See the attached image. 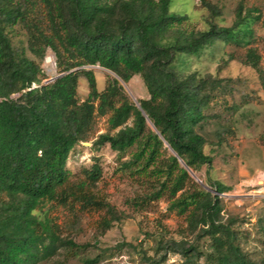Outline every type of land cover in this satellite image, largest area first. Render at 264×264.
Segmentation results:
<instances>
[{"label":"trees","instance_id":"trees-1","mask_svg":"<svg viewBox=\"0 0 264 264\" xmlns=\"http://www.w3.org/2000/svg\"><path fill=\"white\" fill-rule=\"evenodd\" d=\"M172 1L0 0V264H38L57 252L60 237L34 213L45 201L110 209L93 188L102 167L96 163L85 170L84 179H76L67 166L96 115L109 112L113 128L130 118L133 123L101 135L98 142L120 153L136 147L127 166L136 164L159 179L147 202L168 194L181 213L194 204L201 208L204 235L216 252L213 264H258L219 220L220 195L228 187L216 182V194L186 190L192 177L180 159L192 170L213 162L198 127L209 117L214 94L205 90L206 78L176 67L181 56L198 55L220 40L239 42L249 21L239 12L230 27L210 22L206 30L186 32L180 28L186 17L171 10ZM205 3L215 13L216 7ZM17 25L27 28L29 48L37 57L43 58L48 48L56 53L62 73L53 82L33 87L45 70L14 47L7 28ZM248 58L257 66L255 49ZM95 65L125 82L142 75L150 98L140 99L139 108L117 78L99 91L95 71L83 68ZM81 76L89 85L84 101L78 92ZM166 142L177 155L164 159Z\"/></svg>","mask_w":264,"mask_h":264},{"label":"rangeland","instance_id":"rangeland-1","mask_svg":"<svg viewBox=\"0 0 264 264\" xmlns=\"http://www.w3.org/2000/svg\"><path fill=\"white\" fill-rule=\"evenodd\" d=\"M173 0L171 10L186 19L180 28L186 32L209 28L210 22L232 26L239 12L248 18L249 29L239 42L220 40L195 56H181L176 67L184 73L196 72L206 78L205 90L214 98L207 111L208 119L198 130L207 139L205 152L213 156L212 165H203L190 174L186 190L215 189L221 182L228 190L220 195L219 220L234 232L235 243L249 259L264 264V0ZM14 47L32 59L40 61L46 85L62 72L56 53L48 48L43 58L29 48L28 30L24 25L8 27ZM255 49L260 59L254 66L248 51ZM53 57L55 73L50 74L46 60ZM93 69L99 91H104L113 78L119 80L127 97L137 105L150 94L142 75L125 82L115 73L98 67ZM81 101L89 94L88 80L81 76L78 88ZM13 96H19L14 94ZM106 115H96L88 138L72 150L68 169L76 179L85 178V170L98 163L102 176L93 187L102 195L110 209H81L79 205L45 201L34 213L47 221L60 237L59 248L38 264H213V240L204 235L201 208L192 205L181 213L172 206L173 199L165 194L147 202V196L159 188V179L148 171L137 170L132 161L136 147L120 153L109 144H100L103 134H116L125 125L113 128ZM173 151L165 144L162 157ZM202 180L203 183L198 181ZM183 191H180L178 197ZM213 193V194H214ZM73 241L77 247L68 245ZM62 243V244H61ZM160 261V262H159Z\"/></svg>","mask_w":264,"mask_h":264},{"label":"water","instance_id":"water-1","mask_svg":"<svg viewBox=\"0 0 264 264\" xmlns=\"http://www.w3.org/2000/svg\"><path fill=\"white\" fill-rule=\"evenodd\" d=\"M92 67H95V66H92ZM98 67H100V66H98ZM104 69H106V68H104ZM108 70V69H107ZM109 71H111V70H109ZM112 72V71H111ZM114 73V72H113ZM56 78V77H55ZM55 78H53L51 81H53ZM50 83V81H48L46 84H49ZM137 106L139 107V108H141V105H140V103L138 102L137 103ZM151 123V122H150ZM154 129L156 130V128L154 127ZM166 144L169 146V144L166 142ZM170 147V146H169ZM171 148V147H170ZM171 150L173 151V149L171 148ZM173 153L175 154V155H177L174 151H173ZM180 162L182 163V165H184L187 169H188V171H189V173L190 174H194L193 173V171H192V169H190L186 164H185V162L182 160V159H180ZM198 181H200L201 183H203V181L202 180H200V179H198ZM205 185V187L208 189V190H212L211 189V187L210 186H208V185H206V184H204Z\"/></svg>","mask_w":264,"mask_h":264},{"label":"bare ground","instance_id":"bare-ground-1","mask_svg":"<svg viewBox=\"0 0 264 264\" xmlns=\"http://www.w3.org/2000/svg\"><path fill=\"white\" fill-rule=\"evenodd\" d=\"M47 63V68L50 74L55 73V65H54V60L52 56H49L46 60Z\"/></svg>","mask_w":264,"mask_h":264}]
</instances>
